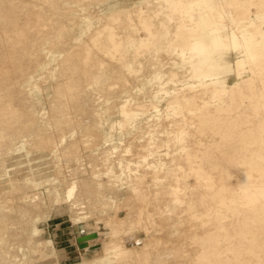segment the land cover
I'll use <instances>...</instances> for the list:
<instances>
[{
    "label": "rangeland",
    "instance_id": "rangeland-1",
    "mask_svg": "<svg viewBox=\"0 0 264 264\" xmlns=\"http://www.w3.org/2000/svg\"><path fill=\"white\" fill-rule=\"evenodd\" d=\"M38 1L0 0V130L6 135L0 146V193L4 200L16 197L27 202L33 196L31 202L41 204L32 208L33 214L29 210L23 215L15 204L14 215L6 218L9 225L3 231L0 264H126L128 259L130 264H152L154 255L163 250L179 252L180 242L187 244L183 256L187 262L196 255L195 264H264V128L254 122L264 118V94H252L249 86L195 90L201 82V63L189 53L187 62L194 69L189 74L177 54L191 51L200 41L203 0L196 3L198 8L193 0H155L130 13L118 0H95L88 7L94 9L87 10L88 16L77 26L76 40L85 37L87 45L80 50L85 51L86 65L96 68L72 78L59 75L60 51L67 46L57 45L52 51L50 40L39 36L52 27L44 16L36 21ZM261 4L262 0H254L242 16L255 15L260 21L256 13ZM118 8L124 13L116 14ZM214 17L219 32L228 34L217 12ZM96 41L101 46L94 45ZM98 48L103 57L96 55ZM119 70L122 78L114 76ZM254 70L264 77V68L241 70V74L255 77ZM101 71L110 74L104 83L97 77ZM233 72L225 75L229 84L235 81ZM66 81L77 85L62 84ZM184 85L190 93L180 91ZM59 86L65 88L60 95ZM97 87L106 93L112 90L110 106L103 108L104 100L90 103ZM184 96L187 99L171 100ZM58 97L65 107L52 109L58 107ZM169 101L176 108H167ZM182 104L185 108L177 107ZM176 115L173 122L170 116ZM195 116L196 128L184 134L185 124L190 125ZM155 117L171 120H160L164 130L175 125L176 132L167 141H156L153 134H146L147 139L139 136L149 131ZM245 118H251L249 124ZM66 119L73 124L70 129ZM46 125L53 130L54 144L39 147ZM57 126L62 128L61 136ZM115 144L123 146L116 149L120 154ZM63 146L67 150L70 146L72 154ZM108 148L111 159L104 157ZM175 160L190 162L192 172L170 201L165 173L167 163ZM120 165L131 167L130 174L119 172ZM20 172L19 180L10 184ZM200 176L202 187L196 183ZM142 178H149L161 193L157 198L150 197L148 189L140 190L149 195L146 210L175 218L147 232V222L121 218L127 204L135 201L129 195ZM13 187L19 189L10 193ZM91 233L98 237L81 249L77 239Z\"/></svg>",
    "mask_w": 264,
    "mask_h": 264
},
{
    "label": "bare ground",
    "instance_id": "bare-ground-1",
    "mask_svg": "<svg viewBox=\"0 0 264 264\" xmlns=\"http://www.w3.org/2000/svg\"><path fill=\"white\" fill-rule=\"evenodd\" d=\"M89 1H91V0H39L37 2L38 8H37V14H36V18H35L36 21L38 23H40V21L42 20V18L44 16L46 21L48 22V26L52 27L51 30L44 32V33H41V34H39V36L42 38H47L48 40H50L49 44L51 45L50 47H51L52 51L56 52L54 47L57 45H60L63 47L67 46L65 49H62L60 51V52H62L60 54V59H59V67L62 68V71L59 72L60 77H66V76L67 77L71 76L70 78L77 77L78 73H85L87 70H93L96 68L93 65H89V66L86 65V62H85L86 56L84 54L85 51H84V53H82L80 50V47L82 45H87V44H85V42L83 43L85 37L83 36V39H82L83 41L76 40V38H79L78 32H77V26H79V24L82 22V20L88 16L89 12L87 10H89L91 8L90 7L88 9V7L90 5H92L95 0H92V2H89ZM197 2H198V0L192 1V4L195 5V8H198V6L196 5ZM152 3H155V0H146V2L143 5L132 6L131 8H129L130 10H127L126 12L127 13L138 12V10H141L143 7H149ZM91 9L93 10L94 8H91ZM91 9H90V11H92ZM114 12L116 14L124 13L123 10H121L120 8L116 9ZM101 17H105V15L101 14ZM71 19H75L74 24L69 23ZM94 31H99V28L94 29ZM80 35H82V34H80ZM55 39H57V40H55ZM197 39H199L200 41L197 42V46L194 48V50L192 49L193 50L192 54L194 55L196 61L201 63V61H199V58L201 57V37H199ZM94 45L101 46V41L94 42ZM66 49H68V50H66ZM140 51H143V48L140 49ZM189 53H190V50H189V52L183 51V52L177 54V56L179 57V61L181 59L180 62H183V65L186 66L185 71H187V72H189V74H191L192 70L194 71V69H193L192 63L187 62V59L191 55V53H190V55H189ZM96 55L99 57H103L102 56L103 55L102 49L98 48ZM114 65H115V67H117L116 63ZM121 72L122 71L119 70L118 72H116L114 74V76L116 77V75H118L117 77L122 78L123 73H121ZM260 74H261L260 70H254V76L257 79H259V77L261 76ZM97 77H98V80L100 81V83H104V81H106L108 78H110V74L107 72L101 71V73ZM261 79H264V77H261ZM119 80H120V78H119ZM259 81H260V79H259ZM62 84L75 85L76 81H66L65 83H62ZM62 84H59V85H62ZM195 85H196L195 90L197 92H201V90H204V89H201V82L196 83ZM64 89H65L64 87L59 86L57 88L58 95H60ZM67 89L70 92L74 91L71 86H67ZM97 89H98V87H97ZM108 89H110V88H108ZM111 89H112V87H111ZM210 89L211 88H209L207 90L211 91ZM189 90H190V88H188L186 85H184L180 91H182L184 93H190ZM111 91L112 90H108L107 93L105 91H100L99 89L97 91H92V93L89 97L90 103L96 104L97 102L104 100L105 102L103 103V108L110 106L111 102H112V101H110L112 98L111 96H113V92H111ZM104 92L106 93L105 95H104ZM115 93H118L117 94L118 97L122 96V94H121L122 92H120V91L119 92L115 91ZM183 99H187V96H184L183 98L174 97L171 100H183ZM56 100H57L58 107H55L53 105L52 109H56V108L63 109L65 107L64 101L60 97H58V99H56ZM131 102H133V99L128 101L127 105H131ZM182 103H183V101H182ZM184 104H185V102H184ZM184 106L185 105L182 104V105L177 106V107L178 108L179 107L185 108ZM174 107L176 108V106L172 104V101H169L167 108L173 109ZM193 114H195V113H193ZM225 114H226L225 115V117H226L228 114L227 113H225ZM64 115H66V113L62 112L61 116L64 117ZM166 115H168V114H166ZM185 116H188V114H186ZM223 116H224V114H223ZM256 116H258V115H256ZM170 117H171L172 121L175 122L177 117H179V115L170 116ZM180 117H183V115ZM196 117L197 116L192 118L193 122L190 125L185 124L184 130H182V132L184 134L189 135L190 132L192 131V129L194 127L196 128V121H195ZM225 117H224V119H225ZM54 119H55V122L60 121L59 118H54ZM167 119H168V117H164V118L155 117V118H153L152 122L150 121L151 123L148 124L150 126L149 131L148 132L147 131L146 132L145 131L140 132L139 136H143L144 139H147L148 137H146V134H149V135L153 134L156 141H167L169 138V134L170 133L172 134V132H176V129H173V127L175 125H172V128H170L169 130L163 129L164 125L160 123V120L167 121ZM183 119L188 120L186 118H183ZM245 119H248L247 121L249 124V121L251 120V118H245ZM255 119H256L255 121L254 120H252V121H254L259 127L264 128V118H255ZM168 120H170V119H168ZM66 125H67L66 128L68 127V129H70V127L73 124L69 119H66ZM212 126H214V123ZM146 129H147V127H146ZM246 130H248V129H245V131ZM41 131L44 133V137H42L41 142H38L39 143L38 146L39 147L43 146V145L52 146L54 144V142L52 141L53 130L51 128H49L48 125H46V126L42 127ZM56 131H58L60 133V136L62 135V128L61 127L57 126ZM211 131H214V127H212ZM128 134H131V133H128ZM162 134H166V137H163ZM138 137L135 136L134 138H138ZM5 138H6V135H5L4 131L0 130V146L4 144ZM211 138H212V136L208 137L207 139H211ZM129 139H131V138L128 137L127 140H129ZM177 139H182V138H177ZM178 145L181 148L182 147L185 148L181 143H178ZM170 146H173V144H171ZM142 147L147 148V149H151L147 146H142ZM63 148H64V146H63ZM109 148H110V146H109ZM114 148H115L114 150L116 152V149L123 148V146L119 145V144L118 145L115 144ZM67 151H69V154H72V151L70 152V146H68V150L66 148V152ZM122 152H124V151H122ZM110 153H113L110 149L108 151H104V157L106 159H111L113 156L111 157ZM116 153L120 154V150H117ZM141 155L146 156L145 154H141ZM185 155L188 156L187 154H185ZM21 161H23V160H21ZM26 161H28V160H26ZM27 163L29 165L30 160ZM95 163L97 164V162H95ZM95 163H94V166H97V165H95ZM24 164H25V162H24ZM30 164H32V162ZM167 167H168V170L165 173V177H166V183H167V190L170 191V196L168 197V199L170 201H172L175 199V193L179 190H183V188H184L183 185H184V183H186L189 180V175L192 172V169L190 170L191 163L187 162L185 160L169 161L167 163ZM130 169H131V167H129V166L120 165V171L119 172H126L128 170V174H130ZM93 171H97V168L94 167ZM111 171L112 170H110V172H108V174L110 176H111ZM141 172H142L141 169H138V173L141 174ZM18 177L19 178L21 177V172L18 173V175L15 174L13 177H11V180L9 183L15 184L17 182V180H19ZM200 178H201V176H200ZM128 179L130 180L131 178L129 177ZM141 180H142V184L136 185L134 187V190H133L134 192L132 193V195L131 194L129 195V199L130 200L135 199V201L133 203L127 204L126 207L128 210L126 212H124L125 216H123L121 218L128 216L129 218L130 217L133 218L134 221L138 222V223L147 222L148 225H146V227L144 229L146 232L150 227H153V225H156L157 223L164 224L165 219H169L170 222L174 221L175 218L170 216V215L162 216L161 213H154L153 215H151V213L148 210H146V208L149 205V201H150V199L148 198L149 195L145 194V193H143V194L140 193V190L148 189L150 191V197L160 198L161 193L153 188V186L149 183V178H142ZM92 181H94V180H92ZM216 181H217V187H220L221 185L218 182L219 179H216ZM196 183L198 185L202 184L201 187L205 185L203 183L202 178H201V180L196 179ZM18 189H19L18 187H13V189L10 190L9 192L13 193V192L18 191ZM100 190L102 191V190H104V188L102 187V188H100ZM32 198H33V196H32ZM32 198H30L27 202L21 198H16V197L13 199L4 200L2 198V193H0V249L4 248V246L1 245V243L4 242V234L3 233L7 232L5 230L7 229L8 225H9L7 223L6 218L8 219L10 216L12 217L14 215L13 207L15 206V204L18 205V213H20L22 215L29 212V210L33 214L32 208L34 206L41 208V204H35L36 202L35 203L31 202ZM198 199H199V197H198ZM182 201L183 202L187 201V197L184 196ZM42 206H45V205H42ZM37 207H34V208L37 209ZM36 209H34V211ZM37 211L38 210H36L35 212H37ZM47 212H49V211H47ZM118 217H120V215H118ZM140 227H143V225H140ZM3 231H5V232H3ZM2 234H3V236H2ZM91 234H97V233H91ZM86 235H89V234H86ZM86 235H84V236H86ZM170 236H172V234H170ZM97 237H98V235H97ZM79 238L77 239V242H78L79 247H80ZM96 238H90V239H96ZM90 239L86 240V244H87V241ZM137 239H138L137 237H136V239L135 238L132 239V240H135V244L137 243L136 242ZM31 245H32V241H31ZM86 247H87V245H86ZM9 248H7V254L10 253ZM85 248H81V249H85ZM186 251H187V244L185 242H180L179 252L175 251L174 249L163 250V251L159 252L158 254L154 255L153 260H152V264H154V263L155 264H195L196 260H197L196 255L191 256V259L188 262L183 259L184 252H186ZM131 261H132V259L126 260V264H130Z\"/></svg>",
    "mask_w": 264,
    "mask_h": 264
},
{
    "label": "crops",
    "instance_id": "crops-1",
    "mask_svg": "<svg viewBox=\"0 0 264 264\" xmlns=\"http://www.w3.org/2000/svg\"><path fill=\"white\" fill-rule=\"evenodd\" d=\"M143 1L145 2L118 0L119 4L128 8L141 6ZM253 2L254 0H203L201 3V89L229 87L230 90H242L249 86L252 94H264V79L259 78V81L253 76L243 77L241 74V70L264 68V0L260 11L256 13L261 16L260 21L256 20L255 15L242 16L243 10L253 5ZM216 12L221 18L222 26L228 29L226 35L219 32L220 26L214 17ZM193 50L190 53L195 58ZM232 70L235 81L229 84L225 75ZM258 97L253 99L258 100Z\"/></svg>",
    "mask_w": 264,
    "mask_h": 264
},
{
    "label": "water",
    "instance_id": "water-1",
    "mask_svg": "<svg viewBox=\"0 0 264 264\" xmlns=\"http://www.w3.org/2000/svg\"><path fill=\"white\" fill-rule=\"evenodd\" d=\"M96 237H97V234H89V235L80 237L79 238L80 247L85 248L87 245L86 240L90 238H96Z\"/></svg>",
    "mask_w": 264,
    "mask_h": 264
}]
</instances>
